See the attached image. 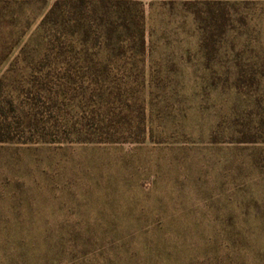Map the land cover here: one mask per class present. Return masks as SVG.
Listing matches in <instances>:
<instances>
[{"label":"rangeland","instance_id":"374dc122","mask_svg":"<svg viewBox=\"0 0 264 264\" xmlns=\"http://www.w3.org/2000/svg\"><path fill=\"white\" fill-rule=\"evenodd\" d=\"M54 2L58 16L42 23ZM3 74L67 86L76 103L101 93L132 115L142 102L153 134L166 136L138 146H29L18 176L2 147V214L13 210L15 184L23 213L54 224L75 217L100 228L112 218L131 228L136 215L158 211L172 221L166 232L191 237L211 210L252 211L255 201L264 211V135L216 145L208 137L227 118L264 117V0H0ZM234 104L242 105L232 117Z\"/></svg>","mask_w":264,"mask_h":264},{"label":"trees","instance_id":"16d2710c","mask_svg":"<svg viewBox=\"0 0 264 264\" xmlns=\"http://www.w3.org/2000/svg\"><path fill=\"white\" fill-rule=\"evenodd\" d=\"M57 4H52L42 23L49 16H58ZM210 10L212 19L216 18ZM217 16L223 19L224 13ZM58 30L53 27L51 31L56 34ZM16 76H0V149L11 150L8 170L14 176L24 170L17 162L30 151L29 146L39 150L71 141L138 146L145 139L151 141L156 136V140H163L166 136L163 132L153 134L142 102L132 115L126 109L115 110L101 93L97 98L87 93L86 100L76 103L67 86H52L46 78L27 81L26 76ZM116 96L121 100L120 91ZM64 105L68 107L62 108ZM241 105H232V117ZM259 114L255 121L227 118L221 132H209V143L256 142V136L264 135V117ZM16 188L12 185L9 193L13 210L0 212V264H264V211L255 201L252 211L211 210L207 225L196 226L189 237L183 229L166 232L172 221L158 211L152 216L136 215L131 228L115 226L117 219L112 218L104 220L106 224L100 228L88 225L86 218L76 220L73 216V220L54 224L43 215L23 213L21 208L26 206L15 201ZM4 191L8 192V186L0 183V199L7 198ZM42 221L45 225L39 224ZM36 222L39 226L34 230L27 226ZM137 236L143 239L137 242Z\"/></svg>","mask_w":264,"mask_h":264}]
</instances>
